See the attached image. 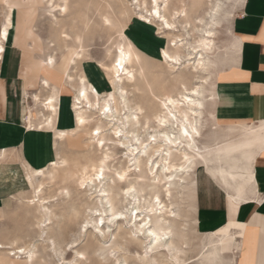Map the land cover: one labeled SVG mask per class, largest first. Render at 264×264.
Masks as SVG:
<instances>
[{
  "label": "bare ground",
  "instance_id": "obj_1",
  "mask_svg": "<svg viewBox=\"0 0 264 264\" xmlns=\"http://www.w3.org/2000/svg\"><path fill=\"white\" fill-rule=\"evenodd\" d=\"M226 1L228 0L195 1L194 6L198 10L203 6V15L200 13L195 20L191 21L188 17V9L183 4L184 1L179 3L178 8L173 6L170 9V0H123L126 4L121 3L118 10L116 9L118 15L123 16L130 9L129 13H133L137 20L157 26L166 36L167 44L158 50L156 56L158 59H147L124 36L123 29L129 19L127 17L129 14L122 17L121 23L119 22L121 19H118L120 40L117 42L113 59L108 64L104 61L99 62L101 68L95 66L108 87L104 92L105 95L102 93L103 96H100L101 93L97 83L93 80L91 69L89 74L86 70L85 74L80 72L74 84V72L68 71L71 65H77V60L78 62L83 60L85 52L81 38L83 30L78 28L74 21L78 18L83 26L89 28L90 19L87 12L90 7L86 0H0L4 9L3 22L0 27V56L4 50V43L9 40V33L14 28L16 44L27 48L28 44L25 43L30 39L31 43L29 44L32 49L43 51V45L33 27V16L36 14L38 6H43L44 11H47L48 15L55 20L56 28L53 37L57 49L62 55L60 62L56 63V55L45 53L41 61L39 60V64L48 70H51L52 67L62 69L67 84L75 91L71 102L66 104L65 100L60 101L59 89L51 85L47 78L42 79L40 88L45 89L44 94H40V91L37 90L26 94L27 99L31 98L28 99L30 104L38 105L39 108H35L36 110L33 112L31 106L27 105L31 110L28 109L25 115H22L25 116L22 128L26 129L24 133L34 137L38 125L40 129H53L54 143H52L56 145L57 141L67 143L69 137L76 136L83 129L87 130L89 139H95L96 145H101L105 138L100 136V129L109 124L107 126H110L115 138L119 136L120 145L123 147V165L114 168L112 175L103 172V169L110 167L106 163L109 159L106 152L97 159L87 155L84 164L75 159L70 160L66 155L61 156L58 151L59 159L52 160L43 168L23 165L26 172L22 176L21 186L30 187L32 191L28 197L22 196V192L19 191L16 200L33 205L35 214V223H33L38 230V240L43 247L44 242L48 240V236L45 234L46 222L51 220V211L44 204V200L47 199L46 196H43L44 180L46 178L54 179L60 168L62 173L65 171L68 174L72 172L75 174L72 175L76 186H86L95 190L99 188V193L114 192L115 196L114 194L105 196L108 204L107 209L103 210L108 211L105 218L107 220L106 228L109 229L112 225L118 228V221L125 218L141 238L139 244L142 251L138 254L141 262L160 264L158 263L160 260L155 258V253L165 251L163 264H190L192 262L225 264L227 260H224L222 246L229 238H232L228 226H224L214 234L205 236L200 242V248L196 255L185 259L187 246H189L186 240L188 233L187 235L185 233L187 222L184 217L185 213L183 215L179 209L175 210L172 207L175 204L171 199V196L174 197L171 195L174 194L171 191H176L174 195H178L180 199L184 200L183 189H187V192L190 190L188 194L189 206L191 211L195 210L194 190L196 187H200V177L199 180L192 179L191 175L195 170H198L200 176L204 166L209 168L207 167V156L201 153L197 140L201 136L205 100L211 95V67L214 63L213 56H215L213 26L219 25L220 22H217L216 17ZM71 2L74 6L78 5V10L70 12ZM14 6H17L15 23L12 17ZM100 6H95L96 11H98L103 24L109 27L113 21L111 22L107 5ZM58 15L63 19L66 16L71 17V24L68 26L72 33L66 30V24L63 19L58 18ZM119 28L117 27V29ZM53 45V41H49L47 48L53 47ZM72 46L78 47L79 50L74 51L71 56H67L66 54L70 52ZM186 67L190 68L188 75L183 72L179 73L181 68L187 69ZM163 76L168 81H172L171 87L154 91L152 87L154 80L161 79ZM140 83L147 87L152 102V106L146 110L140 102L141 100L135 101L134 98H130L131 93L143 91L144 87ZM63 87L66 89V86ZM84 103L88 105V109H96V112L106 119L107 124L99 122L95 126L86 128L90 121H88L90 115L86 114ZM33 115L40 119L37 125L33 123L35 120ZM56 120L73 126L70 129H55ZM262 129H264V121L259 124L257 131L248 130L245 136L253 135L252 137H254ZM252 140L254 139H248L247 144ZM261 143L264 144V138L261 139ZM67 148L69 151L70 148ZM231 151L232 149L227 150V152ZM41 152H44L43 148ZM9 153L5 149H0V175L3 172L1 163L7 160V157L10 156ZM214 155L217 156V154ZM69 161H72L73 168H67ZM103 179H107L106 181L109 183L107 186L100 187ZM96 180H99L98 183ZM116 183H122V185L116 189ZM117 195H121V197L119 196L121 207L117 205L119 202L114 203ZM185 197L188 199L187 196ZM95 210L98 211V209ZM99 218L102 219V217ZM178 218L182 219L178 220ZM177 232L178 238L175 239L174 235ZM15 237L17 236L7 238L8 241L0 240V264H37L33 263L36 250H33L32 243L19 244L20 238L16 239ZM117 241H111L114 245L108 247V253L114 257V261L119 260L115 256V252L120 246Z\"/></svg>",
  "mask_w": 264,
  "mask_h": 264
},
{
  "label": "crops",
  "instance_id": "obj_2",
  "mask_svg": "<svg viewBox=\"0 0 264 264\" xmlns=\"http://www.w3.org/2000/svg\"><path fill=\"white\" fill-rule=\"evenodd\" d=\"M181 1L170 0L169 8H178L184 1L188 17L195 20L200 14L197 12L200 9L194 6L197 0ZM223 6L216 17L220 23L213 26L215 56L211 67L212 122L222 131L208 137L209 142L197 140L201 153L207 156L209 168L204 166L200 176L198 170L191 175L192 179L199 180L200 177V187L194 190V212L200 205L197 210L199 223L209 231L206 234H214L228 226L232 238L226 241L231 248L223 254L227 260L225 264H264V144L261 143L264 129L254 137L245 136L248 130L257 131L264 121V0H228ZM13 10L15 23L17 6ZM3 15L0 2V27ZM128 29L143 41L148 42L150 37V45L144 42L141 45L148 47L152 56L156 57L158 50L167 44V39L161 38L164 36L161 31L137 19ZM155 31L161 37L150 35ZM15 36L14 28L0 56V149L17 152L23 158L14 146L26 141L22 115L29 92L23 93V79L29 78L33 85L40 76V84L47 78L50 84L60 85L61 92L68 90L63 87L66 83L62 69L52 67L49 71L40 65L39 60L44 55H34L38 50L32 49L30 39L25 43L27 48L16 44ZM84 65L88 74L90 69L93 72L97 85H101L104 81L97 68L91 63ZM18 79L22 80L19 85ZM18 88L21 100L18 99ZM34 138L28 135L27 139L33 141ZM252 138L254 140L247 144ZM230 149L232 151L227 152Z\"/></svg>",
  "mask_w": 264,
  "mask_h": 264
},
{
  "label": "rangeland",
  "instance_id": "obj_3",
  "mask_svg": "<svg viewBox=\"0 0 264 264\" xmlns=\"http://www.w3.org/2000/svg\"><path fill=\"white\" fill-rule=\"evenodd\" d=\"M86 1L89 3V7H90V9L87 12V14L89 13L88 16L90 19V21L88 22L89 28H87L86 26H83L78 18H76L74 21L75 25L81 30H83L81 34V38L84 44L85 52L83 53L82 61L78 62L77 60L76 66L71 65L68 68V71H71V73L72 71L74 72L73 73V77H74L73 84L77 81V78H78L77 76L78 74H80V72H83L85 74L84 63H91L93 67L94 66L100 67L99 62L104 61L106 62V64H108L109 61L113 59L112 56H114L115 50L117 49L116 48L117 42L120 40L119 25L122 22V19H123L122 17H126V15L128 14L129 16L127 17H129V19L124 26L125 28L123 29V33L126 39L129 42H131V44L136 47L135 49L139 51L147 59H153V58L158 59L157 57L152 56L149 53L148 47H146L148 48L146 49L142 47L141 45L143 44V42L146 45L148 44L150 45L151 43L150 37L147 38L149 39L148 42L146 40L143 41L140 36L132 34L128 31L129 30L128 28L131 26V24L134 23L135 19L137 18L133 13H129L131 12V10L128 9L126 14L123 16L118 15V11H117L118 7L121 6L120 5L121 3H125L123 2V0L121 1L120 0H109V1L108 0H86ZM107 3L109 4L110 7L108 6ZM103 4L107 5V10H109L108 12L110 13V16H111V22L113 21L110 24L111 26L109 25V27L103 24L102 20L99 18L100 15L98 14V11H96V8H95V6L99 7L100 5H101L100 7H103ZM226 5H228V3H226ZM69 7L71 8L70 12L78 10L79 8L78 5L74 6L72 2L70 3ZM44 10L45 8L43 6H38L37 12L33 16L34 17L33 27L35 28L34 29L35 33L40 38V41L43 45L42 47L43 52L40 54L34 52V55L43 56L45 53H53L54 55H56L55 56L56 63H59L62 54H60L59 49H57L56 42L53 37L54 29L56 28L55 20L53 17L48 15L47 11H44ZM111 11H112V14H111ZM202 11H203V6L198 11V13H201L200 15H203ZM114 14L116 15L114 16ZM58 18L63 19L59 15H58ZM118 19L119 20L121 19V20L119 21ZM71 20L72 19L70 16L68 17L66 16L63 19V22L66 24V30H68L70 33L72 32L70 31L68 24H71L70 23ZM117 27L119 29H117ZM154 27H156L158 31H161L160 29H158L157 26H154ZM158 31H155L154 34L151 33L150 35L154 36L155 38L161 37V34L164 35L162 32L161 34L158 33ZM161 38L167 39L165 35ZM48 40L50 42L53 41L54 43L53 47L51 46L47 48V45L49 42ZM77 50H79L78 47L72 46L70 49V52H68L66 55L71 56L72 53ZM24 62L27 63L26 57L24 59ZM179 71H178L179 73L183 72V74L188 75L190 73L189 72L190 68H187V69L181 68V70ZM39 78L37 80L35 79V82L33 85L32 83H30L29 78H24L23 87H22L23 93L24 91H28L30 93L33 90H37V91H40V94H44L45 89L43 88L39 89V86L41 85ZM21 81H22L21 79L20 80L18 79V85L20 84ZM171 82L172 81H168V79L163 76V78L161 79L160 78L155 79L152 87L154 91L157 92V90H161L162 88L171 87ZM65 83H66V89H68V91L61 92L60 90H58V93L60 95V101L65 100L67 104L69 103V101L71 102L72 100L71 97H73L75 91L73 87L67 84L66 77H65ZM140 84L141 86L144 87L143 91H141L140 93H136V92L131 93L130 98H134L135 101L141 100L140 102L142 103L143 106H145V110H146L150 106H152V102L150 101V94L148 93L147 87H145L142 83ZM51 85H54L57 89L61 88L60 85H56L54 83H52ZM157 86H160V87L158 88ZM107 88L108 87L106 86V83L104 82H102L101 85L98 86L99 92L101 93L100 96L101 95L103 96V94L105 95L104 92L107 91ZM19 89L20 88H18V99L21 100ZM210 93L211 95L208 96L209 99L207 98L208 100L207 99L205 100V109H204V114H203L204 115V118H203L204 126L201 131L202 136L200 137V140L202 143L209 142L207 140L208 137L222 131L220 129H216L215 128L216 125L212 122L213 116L211 113L212 112L211 109L214 106L211 100L212 86H211ZM28 99L30 100L31 98L28 97ZM28 99L26 98L25 100L26 102L24 103L25 113L27 112V109L31 108L32 111L34 112L36 110L35 108H39L38 105L32 106L33 104L31 105ZM27 105L31 107L27 108L28 107ZM83 105H85V108L87 111L86 114L90 115L88 119V121L89 120L90 121L88 122V125H86V128L95 126V124L99 122H102V124H107L106 119H104L103 116L102 118L101 114L96 112V109H90V108L88 109V105L85 103ZM93 111L94 113H92ZM24 117L25 116L22 117L23 121H24ZM33 117H35L34 118L35 120L33 119ZM33 117H32V120H34L33 123L34 125H37V122L39 123L40 119H38V116L33 115ZM107 125L104 126L102 129H100V134H101L100 136L105 138L104 140H102L101 145L100 144L96 145L95 139H89L88 137L89 134L87 133V130H83V129L80 132H78L76 136L69 137V140L67 141V143L65 141H63V143L62 141L60 142L57 141L59 145L58 144L55 145L53 144L54 143L53 129H50V130L49 129L45 130L44 128L40 129L38 125L37 126L38 129L36 128V131H35L36 133L34 135V137H36L37 139L34 138L33 141L32 140L28 141L27 137L29 134L24 133L26 141L24 143L23 142L20 143L19 145H14L16 150L21 152L23 158H20L17 152L11 151L9 153L10 156L7 157V160L1 163V167L3 168L2 169L3 172H1V175H0V191H1L0 220L2 219L0 221V225H2L0 226L1 240L8 241L7 238L17 236L15 238L16 239L20 238L19 241L17 240L19 244L32 243L33 250L34 249L36 250L33 263L36 262L37 264H112V263L117 264L119 262L118 264H146L144 262H141V260L138 258V254H140L142 251L140 244H139L141 243L140 242L141 238L138 237L139 234L135 231V228L130 223H128L125 218L124 219L122 218L120 219V221H118L119 222L118 228L115 225H112L109 229L106 228L107 220L105 218H106V213H108V211L105 212L103 210L105 208L107 209L108 204L106 203L105 196L106 194L107 196H111V194L113 195L114 192H111V193L110 192H106V193L100 192L99 193L98 191L99 188H97V190L92 188L93 189L92 190V189H89L90 187L76 186L74 182V176L72 175L74 173L73 172L69 173L70 175L66 173L65 171H63L64 173H62L60 168L58 172L56 173V176L54 179L49 180L46 178L44 180L43 196L47 197V199L44 200L45 202L44 204L51 211V215H50L51 220L46 222L45 234L48 236V240L44 242V247L41 245L40 240H38V230L36 226L34 225L35 223L34 215L35 214L33 213L34 212L33 205L28 204L26 202H21V201L16 200V198L19 196L18 195L19 191L22 192L21 194L22 196H26V197L30 196L31 191H32L30 187L25 188L21 186L22 184L21 180L23 179L22 176L25 175V172H26V169H24L23 165H28L29 167H32V168L33 167L43 168L47 166L52 160L59 159V155H57L58 151L60 152L61 156L66 155L70 160L75 159L76 161L82 164L85 163L87 155L93 157L94 159H97L104 152H106L109 156V159H107L108 161L106 163L110 167L103 169V172L105 174L112 175L114 168H117L120 165H123V161H124L123 160V149H122L123 147L122 145H120V142L118 139L119 136H116L115 138V136L110 130V126H107ZM72 126H73L72 124L68 125L63 121H58V120H56L54 124L55 129H70V127ZM24 130L26 129H22V131ZM110 132L112 133V135ZM38 136L40 137V139ZM66 146L70 148L69 151ZM42 148L44 149V152H41ZM68 163L69 164L67 168H73L72 161H69ZM64 167L62 166V168ZM106 180L107 179L102 180L101 184L103 185L100 184V187L108 185L109 182H107ZM98 181L96 180V183H98ZM121 185L122 183H116L115 188L117 189V187ZM183 191H184L183 197L185 201L180 199L178 195H174L176 193V191L174 190L171 191V193H174V194H171L174 196V197L171 196V199L173 200L175 204L172 207H174L175 210L179 209V211L183 215L185 213L184 217L187 222V228L185 230V233L186 235L188 233L186 240L189 244V246H187L188 249L186 250L187 252L185 254V259H186V258H190L196 255V253L198 252L200 248L201 240H203L205 236L208 235L206 234V232H209V231L204 230L200 226L199 213L197 212L198 207L200 205L197 207L196 213L193 212L194 210L191 211L190 206H189L190 200L188 197L190 190L187 192V189H183ZM119 196L121 197V195H117V198L115 197L114 203L117 204L119 202L117 205L121 207ZM185 196H187L188 199ZM98 198L101 200V202ZM12 201H13V204L11 205ZM95 209H98V211ZM99 217H102V219H100ZM181 219L182 218H178V220H181ZM195 219H196V223H195ZM187 230L189 231L187 232ZM120 236L122 237L120 238ZM188 237L190 238V242H189ZM174 238L175 239L178 238V232L176 235H174ZM22 240L26 242H23ZM111 241L113 242L117 241V243H119L120 245L119 249H117L115 252V256H117V258L119 259L118 261H114L113 260L114 257H112L111 254L109 255L108 253V247L114 245V243ZM120 247H121V250H120ZM230 248H231V244L225 243V245L222 246V254H224V252L228 251ZM164 252L165 251H161V253H155V258L160 260L158 262L160 264H163L162 260H165L164 254H166V252L165 253ZM190 264H199V263L192 262Z\"/></svg>",
  "mask_w": 264,
  "mask_h": 264
}]
</instances>
